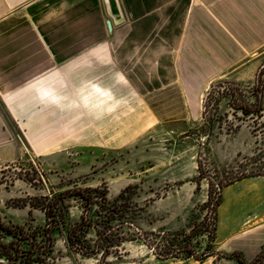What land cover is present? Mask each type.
<instances>
[{
    "label": "crops",
    "instance_id": "obj_1",
    "mask_svg": "<svg viewBox=\"0 0 264 264\" xmlns=\"http://www.w3.org/2000/svg\"><path fill=\"white\" fill-rule=\"evenodd\" d=\"M260 58L264 0H0V116L27 114L36 100L56 108L95 71L115 84L125 75L149 111L150 99L168 98L169 85L172 98L197 96ZM222 196L216 250L249 262L264 245V177Z\"/></svg>",
    "mask_w": 264,
    "mask_h": 264
},
{
    "label": "rangeland",
    "instance_id": "obj_2",
    "mask_svg": "<svg viewBox=\"0 0 264 264\" xmlns=\"http://www.w3.org/2000/svg\"><path fill=\"white\" fill-rule=\"evenodd\" d=\"M106 23L110 25L109 20ZM258 63L230 78L214 80L204 85L197 96L185 99L172 98L176 89L169 85L168 98L150 99L149 111L130 91L125 75L115 84L108 74L101 77L95 71L89 83L75 82L72 98L58 99L56 108H50L49 100L41 104L36 100L29 104L27 114L0 116L2 220L23 224L33 219L34 225H43L44 213L31 206L34 197L48 195L51 190L59 192L76 183L80 187L105 184L110 199L133 186V201L141 208L137 220L141 230L188 229L206 214L200 206L206 201L207 181L196 184L199 153L215 168L235 161L242 163L244 157L257 158L245 169L264 173V135L253 133L251 120L238 121L229 112L225 117L224 102L219 108L224 127L240 125V129L231 134L215 130L217 136L210 137L207 144L200 135L203 100L210 85L234 81L251 86L264 69V59ZM257 122L263 123L264 117ZM51 136L52 140H48ZM71 206L70 224L78 220L81 211L77 203ZM120 253V258L111 256L104 264L165 261L157 259L140 242L123 244ZM55 256L57 264H97L95 259L69 254L60 235L56 236ZM168 260V264L183 261ZM213 261L210 257L206 264ZM217 264L238 263L235 259H221Z\"/></svg>",
    "mask_w": 264,
    "mask_h": 264
},
{
    "label": "trees",
    "instance_id": "obj_3",
    "mask_svg": "<svg viewBox=\"0 0 264 264\" xmlns=\"http://www.w3.org/2000/svg\"><path fill=\"white\" fill-rule=\"evenodd\" d=\"M263 76L264 69H261L251 86L234 81H217L210 85L203 100L200 130L206 144L210 137L217 136L215 130L231 134L240 129V125L224 127L219 113L222 102L227 107L225 117L229 112L238 121L251 120L253 133L264 135V122H257L264 117ZM256 159L244 157V163L235 161L215 168L199 153L196 184L199 186L202 180L207 181L206 201L200 206L206 214L188 229L175 231L146 232L137 226L141 208L133 201V186H127L112 199L108 197L105 184L80 187L76 183L59 192L51 190L48 195L34 197L31 205L44 213L43 225H34L33 219L15 224L0 216V264H57V235L64 237L69 254L95 259L97 264H104L111 256L120 258V248L128 242L142 243L159 260L202 262L212 257L214 264L221 259H235L238 264H264V245L249 262L240 252L226 254L215 249L223 189L247 178L264 177V173L245 169L249 163H256ZM71 203H77L81 210L78 220L72 224L69 223ZM201 237L205 238L203 242L198 239Z\"/></svg>",
    "mask_w": 264,
    "mask_h": 264
}]
</instances>
